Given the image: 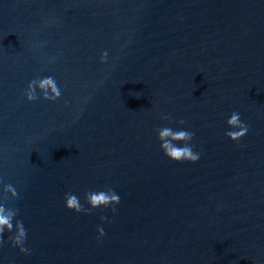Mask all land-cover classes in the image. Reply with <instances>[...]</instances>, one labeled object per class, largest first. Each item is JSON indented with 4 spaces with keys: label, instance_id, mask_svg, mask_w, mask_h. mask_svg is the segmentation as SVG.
<instances>
[{
    "label": "water",
    "instance_id": "1",
    "mask_svg": "<svg viewBox=\"0 0 264 264\" xmlns=\"http://www.w3.org/2000/svg\"><path fill=\"white\" fill-rule=\"evenodd\" d=\"M44 77L60 99L29 102ZM163 127L200 160L167 158ZM0 180L28 250L6 230L0 264H264V0H0Z\"/></svg>",
    "mask_w": 264,
    "mask_h": 264
},
{
    "label": "clouds",
    "instance_id": "2",
    "mask_svg": "<svg viewBox=\"0 0 264 264\" xmlns=\"http://www.w3.org/2000/svg\"><path fill=\"white\" fill-rule=\"evenodd\" d=\"M108 58L107 52H105L101 59L102 62H106ZM37 89L42 93L43 99L46 101L55 102L60 99L61 91L52 77L37 78L31 81L28 85L26 92V97L29 102H35L39 97L37 96ZM164 120H168V116L161 117ZM180 124H184V121L181 120ZM230 131H227L225 134L233 142H239L243 139L249 131L248 126L242 122L241 116L238 112H233L230 118L227 121ZM158 139L161 143V150L170 160L181 163V162H190L196 164L200 160V153L193 150L191 142L194 138V133L180 129L173 130L169 127L157 128L156 129ZM182 145V146H181ZM3 181L0 180V184ZM4 195L0 200V245L3 244V236L5 231L8 233H13L14 236H10L9 239L12 241L15 247H19L22 253H27L28 250L24 247L27 233L23 225V222L16 220V217L19 214L18 209L8 208L6 202L9 197L11 199H18V193L13 185L7 184L3 188ZM66 208L69 211H74L76 213L81 212H90L86 210L80 203L79 198L72 194L68 193L65 196ZM86 202L90 205L91 210H96L98 208H108L110 206L119 205L120 197L112 190L108 189L107 191L99 192H88L85 195ZM113 212H115V207H113ZM106 219V217H102ZM15 221V225L14 222ZM100 236L103 237L105 232L103 228L98 229Z\"/></svg>",
    "mask_w": 264,
    "mask_h": 264
}]
</instances>
